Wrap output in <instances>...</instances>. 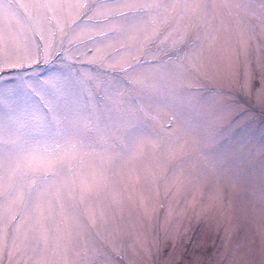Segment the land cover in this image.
Masks as SVG:
<instances>
[{"label":"rangeland","instance_id":"rangeland-1","mask_svg":"<svg viewBox=\"0 0 264 264\" xmlns=\"http://www.w3.org/2000/svg\"><path fill=\"white\" fill-rule=\"evenodd\" d=\"M35 2L12 0L15 14L0 13V32L17 38L16 56L34 55L46 41L69 51L0 76V87L7 80L16 89L0 101V119L10 109L43 118L49 103L74 109L78 119L65 125L58 161L40 173L49 177L40 192L27 203L0 204V227L19 216L0 264H264L259 0H125L165 7L146 8L131 26L113 20L109 27H127L120 40H105L86 17L77 19L80 9L18 7ZM141 74L161 85L158 98L132 83ZM50 76L60 78L59 88L45 83ZM173 114L187 125L169 136ZM81 179L92 188L84 203L70 196ZM30 182L0 169V189L14 184L27 193Z\"/></svg>","mask_w":264,"mask_h":264},{"label":"snow or ice","instance_id":"snow-or-ice-1","mask_svg":"<svg viewBox=\"0 0 264 264\" xmlns=\"http://www.w3.org/2000/svg\"><path fill=\"white\" fill-rule=\"evenodd\" d=\"M173 7H199V5H172ZM259 6L264 10V0H259ZM17 5L12 3V0H0V13L4 15L15 14V8ZM19 8H35L45 14L50 10L64 9V8H76L80 9V16L86 17L87 20L97 27L99 35L104 37L105 40H120L122 36L127 33V27L119 29H113L109 27L115 19H120L125 26H131L140 20L145 9H160L165 7L160 3L150 4L147 6H136L132 3L120 0L117 4L114 0H91L90 3L81 4H65L55 2V0H36L31 5H18ZM114 7H120L125 9L123 12L113 14L110 10ZM91 13V15H89ZM50 21L53 17H47ZM75 23V21H73ZM71 27V26H67ZM107 28V31L104 29ZM63 32V29H60ZM39 35V33H37ZM69 33H65L67 37ZM91 39V37H89ZM68 43L73 44L72 40H68ZM18 47L17 38L5 29L0 32V76L10 75L13 72L30 71L34 67H39L41 62L47 64L50 59L55 57L59 60L61 57L66 56L69 49L63 48L57 51L53 47L52 41H46L43 49L39 44H36L33 51L34 55L30 54L27 57L19 58L16 56V50ZM181 51H183L181 49ZM193 56L198 53L193 52ZM184 59H187L186 57ZM30 61V63H29ZM133 68L129 65L128 68L122 69L127 72ZM10 81L5 80L4 85L0 87V101H7L11 96L15 94L16 89L9 87ZM21 83L24 87H28L21 78ZM47 85H51L53 88H59L60 78L57 76H50ZM132 83L136 86L138 91L146 95L149 99L158 98L153 93H157L161 85L154 82L152 78L146 75H139ZM19 86V85H18ZM175 92L177 86L175 83L170 85ZM262 91H264V85H262ZM177 110L179 108L177 107ZM131 115V114H129ZM174 119L169 123L171 128L169 129V136L174 135L175 130L180 126L187 125V119L183 122L173 114ZM7 121L0 119V169L9 168L13 173H19L23 181H31L27 183V193L24 191H17L14 184H7L3 189H0V204H7L9 201L16 203L24 201L27 203L33 193H39L41 188L47 183L49 179L46 175L40 173L51 170V166L59 159V152L62 148V141L67 140L68 131L65 125L78 119V113L74 109L61 107L57 103H49L47 105V112L44 117L41 118L39 113L32 112L25 117H17L14 110L9 111L6 114ZM14 136L15 139H8L5 143V137ZM49 141L56 145L55 148L49 146ZM38 162H44L48 165L47 168H40ZM92 188L87 184L84 179L79 181L70 192V196L73 200H78L80 203H84L89 198ZM70 212L74 215L80 214L79 206H71ZM19 220V216H13L3 226L0 227V252H3L7 247V239L18 228L14 226V222Z\"/></svg>","mask_w":264,"mask_h":264}]
</instances>
